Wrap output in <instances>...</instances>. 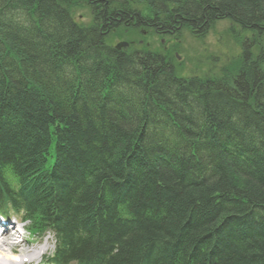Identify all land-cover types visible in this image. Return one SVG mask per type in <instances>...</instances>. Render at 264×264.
<instances>
[{
  "label": "trees",
  "instance_id": "trees-1",
  "mask_svg": "<svg viewBox=\"0 0 264 264\" xmlns=\"http://www.w3.org/2000/svg\"><path fill=\"white\" fill-rule=\"evenodd\" d=\"M145 1L154 21L163 12L166 22L206 26L226 14L264 26V0ZM67 4L0 0V160L18 174L10 178L17 192L0 177V197L24 213L34 233L54 232L65 257L83 264H264L261 65L250 64L235 86L190 83L148 50H115L96 19L91 27L75 23ZM138 52L134 63L123 59ZM79 68L83 77L71 81L56 73ZM113 74L107 92L103 83ZM109 96L119 102L104 104ZM149 120H162L166 130L153 145L187 147L189 158L178 153L201 173L196 186H189L193 174L185 181L169 176L149 158ZM49 128L58 134L52 171L44 160ZM235 129L258 141L246 146ZM228 144L236 158L225 155ZM242 168L245 183L235 173ZM211 173L215 181L207 183ZM124 196L121 208L110 199Z\"/></svg>",
  "mask_w": 264,
  "mask_h": 264
},
{
  "label": "rangeland",
  "instance_id": "rangeland-1",
  "mask_svg": "<svg viewBox=\"0 0 264 264\" xmlns=\"http://www.w3.org/2000/svg\"><path fill=\"white\" fill-rule=\"evenodd\" d=\"M135 1L137 2L132 8L133 10H135V8L139 9L137 12L135 10V15L146 17L147 20H143L144 23L141 26L134 27L131 26V24L124 26L122 23L117 29L111 31L107 28L110 24L105 20L106 17L102 12L107 15L106 13L110 12L108 9H112V7L115 6H109L107 2L103 1L97 2V5L100 7L93 8L89 1L81 0L79 1L80 3L73 8V16L82 26L91 27L97 22V29L101 28L103 31L104 28L109 29L108 31H110V33L106 39L113 47L125 44V46L120 47L121 50L138 49V51L151 50L158 53L161 52L162 54L159 56L163 58L164 65H169L172 68L173 64L175 67L173 72L178 78L181 76H200L204 74L209 75L212 80H216L217 75H220L218 73L222 70L227 72L228 76L225 80L220 77L222 81L220 86L230 87L232 86L231 81L233 80V85L235 86L236 78L242 73L240 69L244 66L245 68H243V70L245 71V69H247L246 64L249 69L250 64L254 66L255 62L260 65L262 64L261 62H264V32L260 30L258 26H246L243 30L241 29L240 23L235 22L226 14L220 16L216 15L215 20L201 37L198 35V32L200 28L205 27V25L202 26L201 24H197V26H192L176 20L173 23L170 22L171 20L166 22L167 13L163 12H157V14H159L158 20L154 21V14L147 8L146 1ZM95 10L97 11L98 19ZM177 14L178 13H176L175 16H177ZM174 19L176 18L174 17ZM206 22L207 21H205V23ZM179 23L185 25L183 28L185 30H183V32L176 28L179 27L177 26ZM163 25L166 27L164 32L160 31ZM262 27L264 26L262 25ZM247 29L249 31H247ZM102 34L104 35L105 33ZM250 45H255L252 47L253 51L249 52L252 54V58L248 55L243 56L244 52L246 53L248 50L247 47H250ZM116 47H114V49L120 51V49ZM101 55L103 58L105 57L104 52H102ZM169 59L172 60V64L169 62ZM237 61L244 66L239 68L240 66H237ZM258 70L264 72V66L262 69L259 67ZM228 81L230 85H227ZM213 82L207 83L206 86H212ZM159 140L161 141L160 138ZM238 177V180H241L242 183L248 182L244 173H238ZM206 182L210 183L211 179L207 178ZM27 237H29V234ZM30 239L32 238L30 237ZM19 242L20 240H18V243ZM50 244L51 243H48V245ZM48 245L46 246L47 248ZM46 247L42 246L39 248L38 258L46 251V249H44ZM36 252H38V249Z\"/></svg>",
  "mask_w": 264,
  "mask_h": 264
},
{
  "label": "bare ground",
  "instance_id": "bare-ground-1",
  "mask_svg": "<svg viewBox=\"0 0 264 264\" xmlns=\"http://www.w3.org/2000/svg\"><path fill=\"white\" fill-rule=\"evenodd\" d=\"M87 1H89L92 4L93 8L100 7V6L97 5V2H99V1L107 2L109 4V6H115V7H112V9H110V8L108 9L110 12L106 13L107 15H105L104 12H102V14L107 18V19L105 18V20H107L108 23L110 24V26H107V28H109L111 31L117 29L122 23L124 24V26H128V25L131 24V26L136 27V26H141L144 23L143 20L147 21L146 17H141L140 15H137V16L135 15V13L139 10V9L135 8V10H136V12H135V10H133V8H132L133 5L135 6V4L137 2L135 0H87ZM73 3H74V0H68V4L67 5L70 4V7L68 8V11H69V14H70L69 18H71V15H72L73 10H74L73 8L75 7V4H77V3H75V4H73ZM71 5H73V6H71ZM95 14H97L96 10H95ZM72 19H73V21L75 23H77V21L75 20L74 16L72 17ZM97 19H98V14H97ZM211 23H212V20H210L208 25H206L205 27H201L200 31L198 32V35L202 37L206 33V31L208 30V28L211 25ZM177 26H179V27H176V28H178L179 31L183 32V30H185V29H183L185 27L184 24L179 23ZM245 27H246V25L241 24V29L244 30ZM165 28L166 27L163 26L160 29V31L164 32ZM176 28H174V29H176ZM258 28H260V30H262L264 32V27H262V25L258 26ZM109 29L104 28L105 36L109 35V33H110V31H108ZM247 31H249V30L247 29ZM99 36L104 41L103 35H99ZM253 46H255V45H250V47H247L248 50H247L246 53L244 52L243 56H245V55L247 56L248 55L249 57H251L252 54L249 53V52L253 51V48H252ZM131 50L138 51V49H131ZM146 53L150 54V55H160V54H162L161 52L158 53L156 51H151V50L147 51ZM138 54H139V52L138 53H134V54H132L130 56L129 55H125L123 59H125V61H127V62H131V61L133 62V60H131V57H136ZM142 59H144V58H142ZM169 62H171V64H172V60L169 59ZM144 63H146V62H144ZM237 63H238V61H237ZM256 64H257V62H255L254 65H256ZM263 64H264V62L261 64L260 69L263 68V66H264ZM237 66H240L239 68H242L244 65L239 62ZM246 66L248 68L247 64H246ZM243 68H245V66ZM243 68L240 69V71H242V73H240L239 76L242 75V74L244 75ZM172 69H175L173 64H172ZM53 72H54V70H53ZM56 73L59 76V80H63L64 79L65 81H66V78L69 81H71L72 80L71 77L74 78V79L83 77L82 73H81V68L76 69L75 72L74 71H70L71 74L69 76L68 75H61V72L58 69H56ZM218 74H220V75H217L216 78H218V79H216V80L215 79L212 80V78L209 75H204V74H202L200 76L199 75L187 76V77L181 76L180 78L181 79H187V81L190 82V83L196 82V83H200L202 85H207V83H212L214 81L212 86H210V88H215L216 85L220 86V84L222 82L220 77L222 79L224 78V80H225L227 78V76H228L227 75L228 73L225 72V71H222V70H220V72ZM62 76H63V79H62ZM65 76H66V78H65ZM245 78H246V76H245ZM115 80H116V77L114 76V74L112 76H110V80H108V79L104 80L106 83H103V86H104V88H105V90L107 92H109L110 89L113 86H115ZM246 80L248 82H252L254 80V76H250L249 75V76H247ZM70 89H71V91H70L71 95L70 96L74 97V95H75L74 93L76 91L74 89H72V88H70ZM111 97L112 96H109L108 98H106V100H104V104L107 105L110 102H115V101L118 100V99H113ZM118 102L119 101H117V103ZM76 107L81 108V106H76ZM107 108H108V106H107ZM4 116L7 117L6 112H5ZM11 117L14 118L13 115H11ZM7 119H8V117H7ZM157 123H158L157 125H154L149 120V123H147L145 128H144V133L148 134L149 136H151V138L154 139V140L146 143V147L150 146V148H152L148 152L149 158L152 160L153 156H155L158 159V161H159L160 169L162 171H164L165 173L167 172L169 174V176L180 177V178H182L183 181H185V180H187V177L190 174H193V177L191 179L193 183H189L190 184L189 186H191V187L196 186V184L199 182V177H200L201 173L196 169L194 164H189L188 167H187V164L185 162V160H187V158H185V157L189 158L190 155L188 154V149H187L186 146L184 147V145H178V148L177 147L174 148V149L177 150V152H174L172 150V148L170 150H168V148H166L165 146H162V145L161 146L160 145L155 146V145H153V144H155L157 142H160L159 140H157L158 139L157 136H161V135L163 136V135H165L164 133H166L165 128H163V123L164 122H162V120H157ZM187 129H189V128H187ZM193 130H194V128H190V131H193ZM235 130L240 134L241 138L244 139L243 142L248 147H251L256 141H258V139H252L251 137H249V135L247 134V131H244V130H241V129H235ZM171 134H172V136H176L175 132H173ZM221 134L223 136H226L227 132H222ZM218 135L222 136L220 134H218ZM49 136H50V140H49V142H50L49 145L50 146H49L48 152L44 155V160L46 161V163H48V165L46 167L47 170L48 171H52V170H55V168L57 166L56 163L58 162V160H57V158H58L57 156L58 155L56 154V152H58L57 151V143H58L57 131L55 129L52 130L51 128H49ZM246 136H248V138ZM40 137H44V136H40ZM225 143H229V141H225ZM227 146H228V149H229V151L227 153H229V154H227L225 152V155H229L231 158H236V156L238 155L239 151H237L236 147L234 145H232V144H228ZM170 147H173V146H170ZM183 147H184V149H182ZM179 151H181V153H183V155L185 157L182 154L179 155V153H178ZM211 152L214 153V150L212 148H211ZM209 160L210 159L206 156V158H203L202 162L205 163V165H208L209 164ZM0 161H1V163H0V177L3 178V182L4 183L8 182V185L11 186V188H12V184H13L14 180L10 179V178L12 176H18V174L15 172V170L12 169L13 167H12L11 164H8V163L4 162L3 160H0ZM53 162H54V164H53ZM8 168H11L10 172H9ZM139 169H140V171L142 170L141 167H139ZM243 172H245V170L243 168H242V170L239 169V170L235 171L236 174L243 173ZM123 175L126 176V177L122 176L121 178H124L125 180H127L126 178L129 177V172L125 171V174L123 173ZM213 175L214 174H212V173L209 174V178L211 179V182L215 181V177ZM55 176L56 175H54V177ZM54 177H51V178H54ZM43 178H45L44 174L37 173L34 176V179L39 181L42 184L44 183ZM55 179H57V177H55ZM189 179H190V176H189ZM196 179H198L197 182H195ZM185 183L188 185L187 182H185ZM14 199H15V197H11L10 196V201H15ZM110 199L112 201L116 202L117 206L120 207L122 205L121 204L122 201H124V199H125V196L124 197H118L117 199H114V200L112 198H110ZM110 204H113V202H110ZM0 206H6V198L0 197ZM118 212H119V208H118ZM4 252H5L4 245L0 244V255H3ZM31 260H32V256H29V262ZM91 261L93 262V264H97V262H94V260H91ZM91 261H88L87 264H92ZM25 262H27V259L25 260ZM25 262L23 261L22 264H25ZM0 264H6V263H4L2 259H0ZM8 264H14V262H10ZM98 264H103V263H98Z\"/></svg>",
  "mask_w": 264,
  "mask_h": 264
},
{
  "label": "water",
  "instance_id": "water-1",
  "mask_svg": "<svg viewBox=\"0 0 264 264\" xmlns=\"http://www.w3.org/2000/svg\"><path fill=\"white\" fill-rule=\"evenodd\" d=\"M122 46H125V44H120V45H118L117 48H120V47H122Z\"/></svg>",
  "mask_w": 264,
  "mask_h": 264
}]
</instances>
